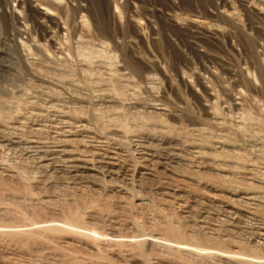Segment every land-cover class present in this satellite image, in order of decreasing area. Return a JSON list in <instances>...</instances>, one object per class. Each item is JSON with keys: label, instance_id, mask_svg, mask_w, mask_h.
<instances>
[{"label": "rangeland", "instance_id": "obj_1", "mask_svg": "<svg viewBox=\"0 0 264 264\" xmlns=\"http://www.w3.org/2000/svg\"><path fill=\"white\" fill-rule=\"evenodd\" d=\"M0 264H264V0H0Z\"/></svg>", "mask_w": 264, "mask_h": 264}, {"label": "bare ground", "instance_id": "obj_2", "mask_svg": "<svg viewBox=\"0 0 264 264\" xmlns=\"http://www.w3.org/2000/svg\"><path fill=\"white\" fill-rule=\"evenodd\" d=\"M80 167V166H79Z\"/></svg>", "mask_w": 264, "mask_h": 264}]
</instances>
